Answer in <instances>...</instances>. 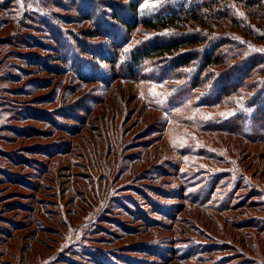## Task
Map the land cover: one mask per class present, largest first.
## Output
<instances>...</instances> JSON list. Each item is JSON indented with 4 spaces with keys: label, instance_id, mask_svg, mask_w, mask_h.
I'll return each instance as SVG.
<instances>
[{
    "label": "rangeland",
    "instance_id": "374dc122",
    "mask_svg": "<svg viewBox=\"0 0 264 264\" xmlns=\"http://www.w3.org/2000/svg\"><path fill=\"white\" fill-rule=\"evenodd\" d=\"M113 1L108 8L96 0L104 21L92 6L78 9L81 0L76 6L60 0L68 7L56 8L55 18L78 39L93 25L85 13L106 33L109 23L116 27L110 36L80 39L93 56L76 55L70 62L75 74L43 72L31 64L33 57L17 61L19 75L7 95L22 106L14 121L33 125L36 136L16 130L6 144L15 150L13 160L27 164L31 184L0 185V215L8 220L0 227H21L19 240L1 243L7 252L0 253L1 264H264V138L253 136L258 126L245 122L246 135H239L223 123L235 113L231 107L200 106L202 93L171 89L176 82L156 80L152 74L160 73L149 62L138 78L119 67L125 59L111 43L122 41L120 52L134 40L127 42L128 30L106 16L113 10L130 22L154 13L160 1L139 0L137 15L130 0ZM48 119L59 120L54 125ZM46 166L56 178L48 191L53 202L36 205L41 195L33 187ZM37 216L46 220L40 221L48 225L44 230Z\"/></svg>",
    "mask_w": 264,
    "mask_h": 264
},
{
    "label": "trees",
    "instance_id": "16d2710c",
    "mask_svg": "<svg viewBox=\"0 0 264 264\" xmlns=\"http://www.w3.org/2000/svg\"><path fill=\"white\" fill-rule=\"evenodd\" d=\"M69 1L76 6L77 0ZM100 1L108 8L113 7V0H98L99 3ZM122 1L126 0H119ZM138 1H126L136 15ZM157 1H160V4L154 13L144 17L137 15L130 22L122 19L113 10L106 16L128 30L125 37L127 42L131 43L134 40L136 43V45L132 43V48H122L120 52L122 41L111 43L115 55L125 59V65L120 64L119 67L124 66L127 73L138 78L143 64L149 62L156 66L160 73L158 76L152 74L156 80H162L166 76L176 82L170 85L171 89L176 91L190 89L196 94L202 93L200 106L231 107L235 113L232 117L224 119L223 123H232V128L236 132L239 131V135H246L244 127L247 122L258 126L253 135L255 138H264V0H184L177 5L173 0ZM164 2L166 5H163ZM63 6L67 5L61 4L60 0H0V185L11 183L30 187L31 184L27 177L28 173L23 171L27 164L22 159L13 160L11 155L15 150L6 147L7 143L14 141L11 139L16 137L14 132L16 130H20L28 137L36 136L30 131L35 130L33 125L26 127L14 121L19 119L22 106L13 104L11 102L13 99L7 95L11 92V82L19 75L14 71L20 69L17 61L33 57L34 61L31 64L43 72L62 74L65 71H73L75 74L76 71L70 63L73 58L80 57V54L92 55L88 50V43L85 44L80 39L110 36V31L115 27L109 23L111 30L109 31L107 27L106 33L107 30L101 28L97 19L93 20L92 15L83 12L85 14L82 17L91 21L94 26L92 25L90 29L84 28L82 31L84 37L78 39V36L75 37L77 34L74 29H64L55 18L58 15L56 8ZM91 6L98 10L97 13L102 14L105 21V11L101 4L97 5L96 0H81L77 7L86 11ZM62 16L63 14L60 15ZM138 26L140 28L133 31ZM43 32L52 40L51 43H46L44 37L38 35ZM134 33L140 37L136 38ZM37 47L51 52L50 55L48 53L42 56L35 51H26ZM48 56L60 65H49ZM36 59L38 61H35ZM108 62H115V57ZM77 66L81 68L80 64ZM77 74L81 78L86 77L83 73ZM174 95L175 93L170 100ZM48 120L53 122L52 119ZM58 120L52 124L57 125ZM27 159L28 157H25L24 161ZM30 159L34 160L33 157ZM16 161L17 163H13ZM12 164L21 171H12ZM47 168L46 166L42 172L43 176L40 175L38 185L33 187L41 195L35 198L36 205L53 202L48 191L56 178ZM21 206L28 210L27 205ZM31 209L37 215L44 213L47 215L46 218H51L50 213L43 212L41 208L38 209L39 213L33 206ZM1 210L2 207L0 212ZM0 220L8 222L3 215H0ZM35 220L41 230L48 226L40 223L46 220L39 216ZM4 226L0 227L2 234L0 236L4 235L5 241L0 242V245L7 240L9 242V239H15L14 243L19 240L21 235L17 233L21 227L15 223L11 230L9 224ZM96 252L99 256L104 253L99 248ZM0 253L4 255L7 252L0 250ZM1 262L4 261L0 260V264Z\"/></svg>",
    "mask_w": 264,
    "mask_h": 264
}]
</instances>
